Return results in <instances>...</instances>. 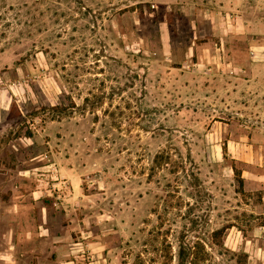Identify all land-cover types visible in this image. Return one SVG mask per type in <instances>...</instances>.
I'll use <instances>...</instances> for the list:
<instances>
[{
	"label": "rangeland",
	"instance_id": "1",
	"mask_svg": "<svg viewBox=\"0 0 264 264\" xmlns=\"http://www.w3.org/2000/svg\"><path fill=\"white\" fill-rule=\"evenodd\" d=\"M246 134L264 147V0H0V264H177L180 240L239 264L220 244L264 224ZM181 166L208 193L184 237Z\"/></svg>",
	"mask_w": 264,
	"mask_h": 264
},
{
	"label": "crops",
	"instance_id": "2",
	"mask_svg": "<svg viewBox=\"0 0 264 264\" xmlns=\"http://www.w3.org/2000/svg\"><path fill=\"white\" fill-rule=\"evenodd\" d=\"M254 137L255 136L253 135V138ZM260 139L264 140V135L260 136ZM243 140H245L246 142V144L244 145V149L243 146L241 145ZM250 140H252V136L250 137L248 134L239 136L236 139L227 140L235 145L232 151L233 154L231 155V159H234V161L236 162L237 160L235 156L237 157L243 156L245 158L244 163L248 166V168L246 170H242L241 173L238 174L240 180H243V182H245L244 180H246V182L247 181L251 182L252 186L255 187V189L253 190H258L259 188H261V190H264V147L258 149V146L256 145L254 146L253 144L249 143ZM214 151H215L214 154L217 157V161H219V157L222 158L223 144L216 146ZM230 170L235 175L233 167H230ZM245 174L247 177H245ZM256 193L258 194L260 202L262 203L261 206L264 207V193L262 194L260 193V191H256ZM249 217L254 219V221L259 219L264 221V209L263 208L257 209L256 207L252 208L250 210ZM39 227L41 228L43 227L42 222L38 224V228ZM231 227L232 226L230 225L229 229H232L234 226L232 228ZM236 231L239 234V236H237L235 244L231 247H228L229 250L235 253L242 252L246 254V259L248 260L254 259V262L252 264L257 263L256 261H258L259 264H264V247L258 244V242L260 241L264 242V224L254 225L250 233L246 234L247 236H245L244 232H241L238 229H236ZM27 234L28 236L29 235L31 236V233L29 231ZM38 236H39V238H37L38 241L45 240V238L47 237V233L44 235L39 234ZM48 236H49V232H48ZM58 236L59 235L57 234L51 235L52 248L57 249V247L59 246ZM254 253L255 255H253ZM61 262L64 264H69L70 262H72V259L70 255L67 254V256H65L61 260Z\"/></svg>",
	"mask_w": 264,
	"mask_h": 264
},
{
	"label": "trees",
	"instance_id": "3",
	"mask_svg": "<svg viewBox=\"0 0 264 264\" xmlns=\"http://www.w3.org/2000/svg\"><path fill=\"white\" fill-rule=\"evenodd\" d=\"M50 109L51 110H58L57 107H51ZM224 151H225V148H223V154H225ZM188 162L193 167L192 161L189 160V156H188ZM233 170L235 173L234 168H233ZM180 171L182 173V178L184 180H189L188 184H187V187L189 190L188 195L194 201L191 204L186 203V211H185V214L183 217L188 219V221L190 222L191 229H190V231L188 230L187 233H186V231H183V237H184L189 232L196 230L195 228H196V226H198L197 225L198 220L203 221L204 225L202 227H204L205 224L207 223L206 219H207L208 215H205V216L202 215L203 217L200 216L198 219L199 215H197L196 212H199V210H201L203 202L205 201L204 197H208V193L205 191V189L203 187V183H202L201 179L199 178L198 174L195 175L192 170L186 171V169H184L182 166H181ZM209 197H211V196L209 195ZM191 215H194L195 217L191 218ZM226 229H227V227H221V228L212 230L210 233L212 240L218 239L220 236H222V234L224 235V232ZM220 247L222 249H224V251L227 254H229L231 259L232 258L236 259L237 263L240 264L241 261L246 260V254H244L242 252L241 253L232 252L229 249L225 248L223 243L220 244ZM192 248H194V245L191 246L190 244L185 243L184 240L179 241L178 252H177V264H192L191 259H190L193 256Z\"/></svg>",
	"mask_w": 264,
	"mask_h": 264
},
{
	"label": "built area",
	"instance_id": "4",
	"mask_svg": "<svg viewBox=\"0 0 264 264\" xmlns=\"http://www.w3.org/2000/svg\"><path fill=\"white\" fill-rule=\"evenodd\" d=\"M83 253V252H82Z\"/></svg>",
	"mask_w": 264,
	"mask_h": 264
}]
</instances>
